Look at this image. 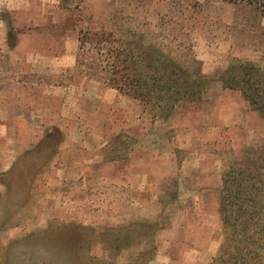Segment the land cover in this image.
<instances>
[{
    "label": "rangeland",
    "instance_id": "374dc122",
    "mask_svg": "<svg viewBox=\"0 0 264 264\" xmlns=\"http://www.w3.org/2000/svg\"><path fill=\"white\" fill-rule=\"evenodd\" d=\"M100 27L200 68L198 100L164 116L109 87L78 55V30ZM262 110L264 16L249 5L0 0V264H72L78 239L79 264L145 250L148 264H211L221 175L264 155Z\"/></svg>",
    "mask_w": 264,
    "mask_h": 264
},
{
    "label": "trees",
    "instance_id": "16d2710c",
    "mask_svg": "<svg viewBox=\"0 0 264 264\" xmlns=\"http://www.w3.org/2000/svg\"><path fill=\"white\" fill-rule=\"evenodd\" d=\"M229 1L249 5L264 16V0ZM77 40L78 55H88L92 62L89 68L96 67L109 87L137 99L151 112L162 111L167 116L177 103L198 100L204 79L200 68H184L155 45L128 50L102 27L79 29ZM261 152L246 163L233 159L221 175L218 210L222 240L211 264H264V173L258 169L264 168ZM147 224L150 227L142 229L141 235L154 233L155 222ZM79 241L71 245L72 264H79ZM113 242L118 244L119 240L115 237ZM151 257L149 250L140 251L129 264H148Z\"/></svg>",
    "mask_w": 264,
    "mask_h": 264
},
{
    "label": "crops",
    "instance_id": "0c3cea01",
    "mask_svg": "<svg viewBox=\"0 0 264 264\" xmlns=\"http://www.w3.org/2000/svg\"><path fill=\"white\" fill-rule=\"evenodd\" d=\"M0 125H3V126H5V124H0ZM6 127V126H5ZM138 187L140 186L141 187V184H138L137 185ZM126 187V188H125ZM143 187H145V185H142V188ZM120 188L121 189H123V188H125V190H127L128 188H127V185L126 184H124L123 186H120ZM124 190V191H125ZM124 193V192H123ZM125 194V193H124ZM122 198H124V197H122ZM140 207L138 208V212H139V214H141V215H144V214H146V206L143 204V203H141L140 205H139Z\"/></svg>",
    "mask_w": 264,
    "mask_h": 264
}]
</instances>
